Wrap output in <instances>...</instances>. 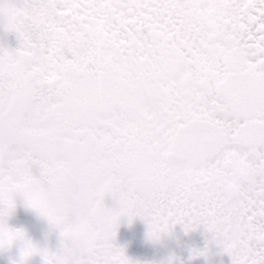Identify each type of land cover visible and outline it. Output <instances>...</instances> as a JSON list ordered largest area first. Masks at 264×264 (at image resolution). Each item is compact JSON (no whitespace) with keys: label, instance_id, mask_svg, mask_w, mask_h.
Here are the masks:
<instances>
[{"label":"snow or ice","instance_id":"obj_1","mask_svg":"<svg viewBox=\"0 0 264 264\" xmlns=\"http://www.w3.org/2000/svg\"><path fill=\"white\" fill-rule=\"evenodd\" d=\"M0 21L19 38L15 48L0 43V247L19 238L22 255L40 252L45 264H133L113 243L118 213L102 227L91 219L61 227L56 251L6 223L18 194L62 223L44 186L67 167L60 133L99 112L74 131L111 153L131 144L137 158H162L152 177L129 161L136 187L111 194L146 219L150 236L210 217L211 242L232 264H264V0H0ZM70 93L79 108L62 112ZM189 123L203 125L192 137L205 157L200 177L176 169ZM239 166L240 183L217 193L215 175ZM145 188L151 199L141 202ZM104 199L101 190L97 203Z\"/></svg>","mask_w":264,"mask_h":264},{"label":"clouds","instance_id":"obj_2","mask_svg":"<svg viewBox=\"0 0 264 264\" xmlns=\"http://www.w3.org/2000/svg\"><path fill=\"white\" fill-rule=\"evenodd\" d=\"M78 108V104H73L70 93L60 111L71 112ZM99 117L100 113L97 112L95 118L85 117L73 120L71 125L60 133L61 136L68 138L67 150L61 153V158L67 162V167L55 175L54 182L49 181L44 186L50 190V203L61 209L62 223H54L47 215L37 212L59 231L61 227L79 219H91L96 225L102 227L114 213H118L120 219L125 216L133 217L129 214L130 209L127 203L119 195L116 197L111 195L112 193L120 194L126 189L130 190L136 187L135 179L125 170V165L129 161L135 160L136 173L146 177L155 176L162 167V158L157 153L145 152L137 158L131 144H124L119 152L111 153L106 150L104 145L91 139L86 132L74 131V129L92 127ZM45 123L52 124L53 122L46 121ZM202 133V124L189 123L186 131L178 136L177 144L180 147V155L176 164L178 173L194 177L202 175L205 157L203 153L196 150L192 140V137H198ZM242 167H237L231 177L226 176L223 172H218L213 180L214 190L217 193H223L228 185L239 184ZM118 172L123 175L117 177ZM174 188L178 191L182 190L183 184L175 182ZM101 190L105 193V199L101 204H98V193ZM203 195L204 193L201 192V196ZM107 197H111L110 202L106 200ZM138 199L141 202L150 200V189L141 190ZM211 223L210 217H201L190 231L203 229L206 233H210ZM149 226L148 223V229ZM166 237H174L173 226L156 229L151 236L148 234V238L154 243H161ZM65 247L66 249L72 248L73 245L69 244ZM199 251H204L202 256H209L212 253L211 244L204 249L193 250L194 254ZM178 259L175 252H172L168 255L165 264H177Z\"/></svg>","mask_w":264,"mask_h":264},{"label":"flooded vegetation","instance_id":"obj_3","mask_svg":"<svg viewBox=\"0 0 264 264\" xmlns=\"http://www.w3.org/2000/svg\"><path fill=\"white\" fill-rule=\"evenodd\" d=\"M22 2V0H17ZM17 35L15 31L4 29L3 22L0 21V43L5 47L15 48L13 36ZM16 207L10 216L6 217V223L13 229H22L23 222L33 220L34 225L31 229L26 230L25 234L28 239L40 248H47L56 251L61 246L62 237L59 229L52 227L46 218L41 217L37 211L31 207L19 206L26 204L23 195L16 196ZM135 216L129 217L133 222ZM174 237H166L160 244L163 245V255H167L165 243L169 242L172 252H175L177 264H232V256L224 252L220 245L211 242V234L206 233L203 229L185 231L181 223L173 226ZM148 232L145 233V238ZM147 241V239H146ZM148 242V241H147ZM155 246L158 243L148 242ZM211 244L212 253L209 256L195 255L193 250H201ZM25 241L15 239L11 244L0 247V264H45L44 257L40 252H34L24 257L22 255ZM171 252V253H172ZM10 256L11 262L8 263L7 256ZM149 263V262H146ZM145 263V264H146ZM151 264V263H149Z\"/></svg>","mask_w":264,"mask_h":264},{"label":"rangeland","instance_id":"obj_4","mask_svg":"<svg viewBox=\"0 0 264 264\" xmlns=\"http://www.w3.org/2000/svg\"><path fill=\"white\" fill-rule=\"evenodd\" d=\"M16 47L19 46L18 35L13 36ZM111 201V197L106 198ZM132 218V217H131ZM148 232V223L145 218L135 216L131 223L129 217L125 216L119 220L116 227V235L113 243L124 249L125 254L133 261V264H165L168 255L172 252L169 242L165 243L167 255H163V245L158 243L155 246L148 243L145 233ZM8 263L11 262L10 256H7Z\"/></svg>","mask_w":264,"mask_h":264},{"label":"water","instance_id":"obj_5","mask_svg":"<svg viewBox=\"0 0 264 264\" xmlns=\"http://www.w3.org/2000/svg\"><path fill=\"white\" fill-rule=\"evenodd\" d=\"M17 205V204H16ZM19 206H26V207H29L27 204H19ZM34 225V223H33V220H30L29 222H23V224H22V229L24 230V232H26V230H28V229H31L32 228V226ZM146 239H147V241L148 242H152L149 238H148V234H147V236H146ZM146 264H149V263H146Z\"/></svg>","mask_w":264,"mask_h":264}]
</instances>
